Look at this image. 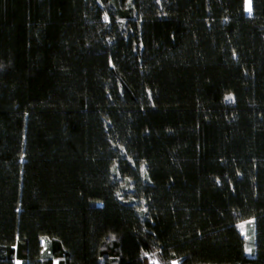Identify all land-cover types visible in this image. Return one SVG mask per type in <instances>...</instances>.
<instances>
[{
	"label": "trees",
	"instance_id": "16d2710c",
	"mask_svg": "<svg viewBox=\"0 0 264 264\" xmlns=\"http://www.w3.org/2000/svg\"><path fill=\"white\" fill-rule=\"evenodd\" d=\"M246 3L0 0V264H264Z\"/></svg>",
	"mask_w": 264,
	"mask_h": 264
},
{
	"label": "rangeland",
	"instance_id": "374dc122",
	"mask_svg": "<svg viewBox=\"0 0 264 264\" xmlns=\"http://www.w3.org/2000/svg\"><path fill=\"white\" fill-rule=\"evenodd\" d=\"M246 10L248 13H250L249 9H250V0H247L246 3ZM251 225L249 224H243L241 225V231L242 234L244 236V238L246 239V254L251 256L253 254V247H252V236H251ZM155 262V261H154ZM155 264H158L155 262Z\"/></svg>",
	"mask_w": 264,
	"mask_h": 264
},
{
	"label": "snow or ice",
	"instance_id": "6c2138e0",
	"mask_svg": "<svg viewBox=\"0 0 264 264\" xmlns=\"http://www.w3.org/2000/svg\"><path fill=\"white\" fill-rule=\"evenodd\" d=\"M249 11H250V9H249ZM107 19H108V17H107V15H105V20H107ZM145 255H147V253H145ZM17 264H20V262L18 261ZM154 264H155V262H154ZM174 264H175V262H174Z\"/></svg>",
	"mask_w": 264,
	"mask_h": 264
}]
</instances>
